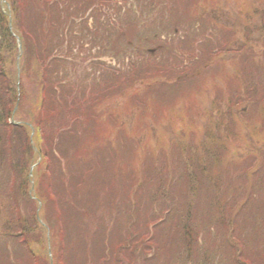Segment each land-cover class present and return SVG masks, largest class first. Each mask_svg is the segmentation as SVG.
Here are the masks:
<instances>
[{
  "label": "rangeland",
  "instance_id": "obj_1",
  "mask_svg": "<svg viewBox=\"0 0 264 264\" xmlns=\"http://www.w3.org/2000/svg\"><path fill=\"white\" fill-rule=\"evenodd\" d=\"M20 1L19 8L15 9L11 0H0V9H7V26L15 38L17 51L15 57L13 55L11 70L6 66L5 71L16 72V76L21 72L23 62L20 59L31 35L27 22L31 18L38 20L39 13L45 18L42 11L52 0ZM55 1L67 14L76 12L85 3L82 0ZM99 1L102 4L94 5L86 14H90L87 17L90 26L85 31L93 35L95 43L73 44L75 58L69 59L72 71L68 73L65 69L61 73L65 76L66 88L73 90L74 86L77 88L85 83L83 79L89 80L90 77L86 76L93 75V69H97L94 78L97 84L93 86L91 97L86 94L92 88L93 78L83 92L87 102L92 103L93 93H98L106 82L102 78L112 75L109 68L116 69L120 78L115 81L122 82L121 95L111 93L107 100L101 102L98 115L93 118L97 119L101 114L103 128L97 127L96 132L99 141L110 142L115 146L114 150L120 152L121 145L134 141L132 144L139 146L141 154L134 155L130 149L133 154L128 157L135 156L133 161L137 163L143 153L154 152L156 166L152 167L151 177L144 180L137 197L132 198L137 199L136 217L131 228L136 230L135 238L141 236L145 241L155 238L156 251L145 253L140 246L134 256L129 254L133 261L126 255L121 261L132 264H264V98L256 107L253 106V96H264V74L254 65L259 66L260 61L264 63V22L260 23L264 18V0ZM23 34L28 36L25 40ZM175 45L179 48H173ZM224 45L229 47L227 51ZM59 48L61 52L66 50L62 46ZM245 49L252 55L248 68L255 72L250 76L248 98L251 100L230 108L227 113L224 99L219 98L221 105H218L213 98L218 88L225 92L227 83L243 76L239 58ZM210 52L212 55L206 64L198 65V59L207 57ZM179 53L184 62L174 61ZM1 55L7 64L9 53L3 51ZM162 64L165 69L159 72ZM185 64L190 67L181 71L179 68ZM232 72H237L236 77ZM2 73L0 71V83L6 79ZM219 75L229 77L227 83L223 80L220 83L222 78ZM25 82L26 85L29 83L28 80ZM27 90L31 95L30 88ZM230 92H235L234 88ZM242 94L246 95L245 91ZM26 106L29 105L21 106L18 111L17 105L14 106L11 123L22 125V114L30 111ZM88 107L89 115L93 114L95 108L92 105ZM112 116L117 117L120 125L113 124ZM79 121L82 125L84 119ZM75 129L81 131L79 127ZM255 129L258 134H254ZM209 132L213 139L208 138ZM30 140L34 151H37V143L33 142L32 136ZM4 144L0 149V181L9 177L13 181L9 174H14L15 168L8 161L20 158L19 147L9 141ZM76 144L80 154H84V148L92 145V136L85 135ZM195 145L213 147L220 158L216 157V160L210 152ZM120 152L113 154L108 151V155H118L120 163L125 162V156ZM162 153H169L166 162H162ZM191 155L206 161V172L222 176L221 185L214 188L221 194H213L207 179L197 171H194L195 180L190 182L194 173L186 170V165ZM41 160L43 162L44 158L39 155L24 172L26 190L31 199L37 201L35 212L21 199L17 202L23 213L20 219L17 216L21 227L26 221V211L30 212L29 217L32 212L34 216L35 223L31 227L26 226L28 230L34 228L36 231L31 237L29 256L26 252L15 256L14 251L21 244L18 237L21 236L11 226L15 242L2 238L4 223L8 224L9 220L0 197V252L15 249L14 255L10 256V264H35L32 254L45 258L47 255L48 264H53V243L59 242V237L52 234L45 222V210L41 212L43 204L34 194L41 179V171L37 167ZM160 168L161 178L156 172ZM107 170L103 169L102 173ZM21 182L24 186L23 180L19 179L7 188L13 186L16 190ZM75 221L76 226H89L85 234H90L93 225L97 224L92 217L84 215H78ZM112 224L118 231L122 220L114 217ZM234 238L237 242H233ZM107 239L109 248L110 242L118 240L112 233ZM22 248L27 251L26 245Z\"/></svg>",
  "mask_w": 264,
  "mask_h": 264
},
{
  "label": "trees",
  "instance_id": "obj_2",
  "mask_svg": "<svg viewBox=\"0 0 264 264\" xmlns=\"http://www.w3.org/2000/svg\"><path fill=\"white\" fill-rule=\"evenodd\" d=\"M82 1H85L86 5L83 3L82 7L77 9L76 12L67 14L64 12L65 10L60 8L57 1L52 0L47 9L42 11L45 18L39 13L38 20L35 21L34 18H31L27 22L30 25L31 35L29 37L26 34L22 35L23 40L27 37L28 39L27 45L24 46L26 47L25 53L20 59L23 63L20 66V74H17V76L20 75L19 80L16 72L5 71L6 66L11 70L10 66L14 63L12 62L13 55L15 57L17 51L15 50V38L7 26V9L5 7L3 10L0 9V71L3 72V76H6L4 83H0V149L4 147V142L7 143L8 141L19 147L20 158L16 161H8V164L15 168V173L9 174V176L13 178L14 182L19 179L24 182V186L21 182L15 190L13 186L7 188L13 182L9 176L3 182L0 181V197L3 198L2 204L5 203L6 219L9 220L7 221L8 224L4 223L2 238L8 239L11 243L15 242L13 233H11L12 227L21 236L18 237L21 244H18L16 250L14 249L15 251L13 250L15 256L19 252H26L29 256L31 237L35 236L36 231L34 228L28 230L26 226L31 227V224L35 223L33 212L37 208V201L31 199L30 193L26 190L24 172L41 155L45 161L42 162L41 160L40 165L37 164V167L39 166L38 171H41V174L40 172H37V174H40L39 178L41 179L37 183L34 194L43 204L41 212L43 213L45 210V222L50 226L52 234H58L59 237V242L53 243L55 250L51 255L52 263L132 264L133 262H123L121 259L126 255L132 260L129 254L134 256L136 249L140 246L145 253L156 251L154 247L156 246L155 238H148L147 241L141 236L135 238L136 230L131 228L136 217L134 209H136L135 200L137 199L133 200L132 198L137 197L144 180L151 177L152 167L156 166L153 158L155 156L153 151L152 153L147 151V154L143 153L140 158L138 156L139 163H137V161H133L135 156L128 157L133 153H135L134 155L141 154L139 146L132 144L134 141L131 143L127 141L124 145H121V152L114 150L113 147L115 146H112L110 142L99 141L96 132L97 127L103 128L101 114L97 119L93 118L98 115L97 109L100 110L99 105L101 102L107 100L111 93L114 92V96L121 95L119 92L122 82L121 80L115 81L120 78V76H117L118 71L116 69L109 68L112 75H110V78H102L107 83L103 84L98 93H93L92 103L91 101L87 102L83 92L90 84L88 81L93 78L92 88L86 94V96L91 97L93 86L97 84L94 81L97 69H93V75L86 76L90 77L89 80L83 79L82 81L85 83L78 85L77 88L74 86L73 90L70 87L66 88L64 85L65 76L61 72L65 69L68 73L72 71L73 67L69 62L75 58L72 45L77 43L87 44L89 41L95 43L93 35L91 36L85 31L90 26L87 21L90 14L87 16L86 14L91 11L90 8L96 4L100 5L102 2L99 0ZM11 2L14 4L15 9L19 8V4H21L20 0H11ZM14 8L12 7L13 12ZM262 19L260 23L264 22V18ZM60 46L66 48V50L61 52ZM173 48L178 49L179 46L175 45ZM224 48L227 51L229 47L224 45ZM3 51L9 53L10 61L7 64L1 55ZM211 55L212 52L207 57H200L197 61L200 63L197 64H206L205 62L210 59ZM240 56L239 62L242 66L243 76L237 81L236 79L231 80V83L228 84L229 77L219 75L222 78L220 83H222V80L226 82L228 89L224 92L221 88H218L219 90L213 98L214 102L218 101V105H221V103L219 104V98L224 99L228 108L227 113H229L230 108L236 105L239 106L241 103L246 104L251 100V98H248L252 81L250 76L254 75L255 72L248 66L252 55L245 49V53ZM174 61L184 62V58L179 53L176 54ZM262 62H258L259 66L256 63L254 65L260 68L264 74V63ZM189 67V64H185L184 67L181 66L179 69L182 71V68L188 69ZM162 69H165L163 64L159 68V72ZM232 74L236 77L237 72H232ZM25 80L29 82L27 85ZM255 82L253 81V84ZM241 85H244L243 89L246 95L242 94L244 91ZM28 88H30L31 95H29ZM233 88L235 92L231 93L230 89ZM253 94L255 95V92ZM262 96L263 94L253 96L254 107L261 103L264 98ZM16 105L17 111L22 109L21 106L29 105L26 107L30 111L22 114L24 116V118H21L24 121L21 123L22 125H16L13 121L11 123V113ZM88 105L95 108L91 115H89L91 111L87 109L89 108ZM262 105L264 114V104ZM80 118L84 119V121H81L82 125H80ZM113 118L115 121L113 124L120 125L117 117L112 116L111 120ZM75 127H79L81 131L75 129ZM31 131H33L32 140L35 144L37 143V151H34L32 147ZM253 132L258 134L257 129ZM89 134L92 136V145H88L87 149L84 148V154H80L76 143L79 142L80 138ZM208 138L213 139L210 132ZM195 146L210 152V155L216 160H218L216 157L220 158V154L216 153L213 147L210 149L206 146ZM151 147L153 148V146ZM151 147L149 148L153 150ZM130 149L133 150V153L129 151ZM108 151L113 154L114 152L123 153L125 162L120 163L121 158L118 155L109 156ZM173 152H175V149H173ZM168 156L169 153H162L161 158L164 161L159 160L166 162ZM199 158L197 155L189 156L190 160L186 165V170L194 173L192 174L194 178H191L190 182L195 180L196 172L194 171H197L207 179V184H210L213 194H221L217 193L214 188L221 185L220 179H223L222 176H219L218 173L215 176L210 174L209 171L206 172V167L204 168L206 161L203 162ZM61 160L63 161L62 165ZM107 168L108 170L102 173V170ZM161 168L158 171L156 170L160 178L162 177ZM219 171H222V168ZM160 182H162L161 179ZM157 185L160 189L161 184L159 181ZM18 199H21L33 210L30 217V212L27 213L26 211L27 216L23 227L18 223V217L20 219L23 215L19 203H17ZM78 215L89 216L97 221V224L93 225L90 234H85L89 226H76L75 219L78 218ZM117 216L122 220L118 231L115 230L112 224V220ZM123 228L125 229L124 234H122ZM129 228H131L130 231ZM111 233L118 240L114 243L110 242L111 248H109L107 237L108 235L111 236ZM122 235L125 237H123V241H120ZM23 245H26L27 251L22 248ZM13 251L0 252V264H10V256L14 255ZM31 256L36 259L35 261L33 259L35 264H48L49 257L47 255L46 258L34 254Z\"/></svg>",
  "mask_w": 264,
  "mask_h": 264
}]
</instances>
